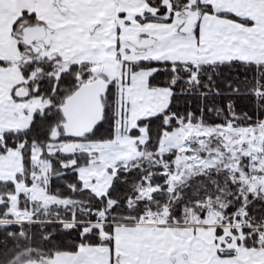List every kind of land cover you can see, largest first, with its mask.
<instances>
[{
  "label": "snow or ice",
  "instance_id": "1",
  "mask_svg": "<svg viewBox=\"0 0 264 264\" xmlns=\"http://www.w3.org/2000/svg\"><path fill=\"white\" fill-rule=\"evenodd\" d=\"M0 264H264V0H0Z\"/></svg>",
  "mask_w": 264,
  "mask_h": 264
}]
</instances>
